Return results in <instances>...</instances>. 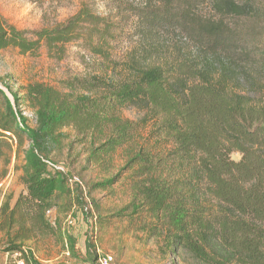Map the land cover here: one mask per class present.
<instances>
[{
  "label": "trees",
  "instance_id": "obj_1",
  "mask_svg": "<svg viewBox=\"0 0 264 264\" xmlns=\"http://www.w3.org/2000/svg\"><path fill=\"white\" fill-rule=\"evenodd\" d=\"M137 1L111 0L108 14L82 7L40 31L0 17L1 53L61 61L75 47L107 64L83 85L87 95L42 84L14 91L0 79V184L14 158L22 187L14 197L0 186V264L13 254L41 264L49 239L98 264L91 240L81 256L62 220L75 199L84 211V196L109 192L124 172L128 203L85 208L94 209L92 236L125 221L127 234L157 244L160 264H264V0ZM123 43L126 58L113 61ZM67 130L75 138L64 145ZM76 147L82 174L107 173L119 154L121 174L71 185L53 167Z\"/></svg>",
  "mask_w": 264,
  "mask_h": 264
},
{
  "label": "rangeland",
  "instance_id": "obj_2",
  "mask_svg": "<svg viewBox=\"0 0 264 264\" xmlns=\"http://www.w3.org/2000/svg\"><path fill=\"white\" fill-rule=\"evenodd\" d=\"M126 1H128V5H132L131 7L139 6L137 0ZM82 7L91 9L97 14H108L114 10L115 5L111 0H44L36 4L26 0H0V17L17 30L40 31L65 23ZM127 49L126 43L121 44L113 54L112 60L121 63L126 58ZM66 51L67 54L61 61L50 59L44 53L39 57L32 58L19 56L12 52H0V79L11 86L14 91L30 84H42L62 93H72L74 96L87 95L88 92L84 90L86 88H82L83 85L91 77L97 75L102 66L105 67L107 64L88 56H80L75 47H68ZM64 133L68 136V139L64 141V145H67L75 138V135L70 130L64 131ZM78 153L79 147H76L70 155L60 156L57 161L69 176L79 178L85 188L89 183L99 182L104 178H112L121 174L126 161L119 154L114 168L107 173L96 168L82 174L84 156L78 157ZM231 158L237 161L239 155L234 153ZM13 165L14 158L11 159L8 173L0 186L7 187L14 193V197H17L22 187L14 175ZM129 175L127 172L122 173L120 182L115 184L109 192H97L92 197L84 196L82 203L84 211L80 202L75 199V206L68 215L70 223H67L68 217L64 218L63 224L61 223L62 228L65 235L76 240V247L81 256H84L86 252V241L91 240L97 257L109 255L113 258L112 264H160L158 261L160 251L157 244L146 241L139 234L134 236L127 234L125 230L128 227L125 221L113 222L106 234L91 235L95 213H93L94 209H91L92 212H90L85 208L88 206L93 208V202L101 209L111 212L128 203L131 199L130 192L127 191L129 184L126 182ZM54 216L55 213L52 211L49 216L51 221L54 220ZM36 258L41 264H87L71 259L53 239L45 241L44 245L40 246ZM7 262L8 264H20L15 254L8 255ZM162 264H179V262L173 257L169 262Z\"/></svg>",
  "mask_w": 264,
  "mask_h": 264
},
{
  "label": "built area",
  "instance_id": "obj_3",
  "mask_svg": "<svg viewBox=\"0 0 264 264\" xmlns=\"http://www.w3.org/2000/svg\"><path fill=\"white\" fill-rule=\"evenodd\" d=\"M48 165L50 167H53L51 164H48ZM53 168H55L56 170H59L61 172H65V170L62 167L55 166ZM68 182L71 185H78V186L82 187V183L77 177L69 176L68 177ZM93 218H94L93 220L95 221V216ZM67 223H70V217H68ZM98 262H99V264H112L113 263V258L111 256H109V255H103V256H100L98 258Z\"/></svg>",
  "mask_w": 264,
  "mask_h": 264
}]
</instances>
